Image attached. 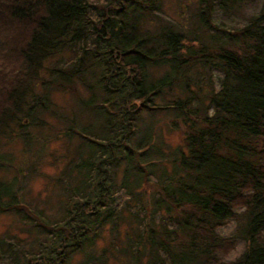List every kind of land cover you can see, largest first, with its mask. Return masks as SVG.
Returning a JSON list of instances; mask_svg holds the SVG:
<instances>
[{"label":"trees","instance_id":"16d2710c","mask_svg":"<svg viewBox=\"0 0 264 264\" xmlns=\"http://www.w3.org/2000/svg\"><path fill=\"white\" fill-rule=\"evenodd\" d=\"M254 1L0 0V148L16 137L43 156L30 126H56L47 114L64 139L65 152H49L62 166L53 211L20 198L22 166L0 176V210L29 220L27 206L40 231L31 264L74 254L233 264L238 244L234 264H264V0L250 12ZM9 159L0 149V170ZM24 254L0 236V264H29Z\"/></svg>","mask_w":264,"mask_h":264},{"label":"rangeland","instance_id":"374dc122","mask_svg":"<svg viewBox=\"0 0 264 264\" xmlns=\"http://www.w3.org/2000/svg\"><path fill=\"white\" fill-rule=\"evenodd\" d=\"M258 4H259V0H255L251 5L247 6L248 8L247 10H249L250 12L255 11L258 7ZM190 13L191 10L188 9L187 12L185 13L187 19H189L188 17ZM247 13H248L247 11H243V14H239L235 16L231 15L229 17L224 16L222 17V20L224 24L227 26L236 23L238 25L242 21H244V14ZM185 15L183 16L185 17ZM25 31L26 30L24 28L23 29L24 35L27 33V31L26 32ZM64 95L66 96L67 94ZM65 96L54 95V99L56 100L57 103H60L62 102L63 97ZM87 117L89 119L91 116L87 115ZM45 119L48 123L56 126H51V125H48V127L47 125L30 126L32 131L31 135H33V138L39 137L41 141L45 140L44 155L39 156V158H37V153L31 155V143L29 142L20 141L16 137L13 138V140L12 139L8 140L4 145L1 146L0 149L2 152H5L6 154L9 155L10 157L9 160L11 161V165L7 168H3L2 170H0V176L3 178V180L9 179L10 182L11 177H13L15 173V168L22 166V173L19 172L17 173V178L20 177V181L16 180L17 181L16 184L20 183L21 185V187L19 188L20 198L22 200H25L29 208L31 206L32 207L43 206L46 209V211H53L54 206H56V204H54V199L56 198V189L54 187V184L55 186H57V182H55V176L59 174L60 170L62 169V166L60 163L61 158L58 159L57 157L54 159L53 156H50L49 152L53 151L55 153L54 155H58L59 153L65 152V148L61 145L62 143L61 141L64 140L61 135L56 138L52 136V133H54L58 125H60L59 123L56 124V117L47 114ZM167 137L170 141L174 142L177 139L178 135L177 132L173 131ZM76 139H77L76 137H73V141H76ZM32 144L36 147L35 143ZM35 155L37 158L36 161L38 160L37 167L39 169L33 171L31 169L32 167L31 157L35 158ZM40 160H42L41 163H39ZM34 165H36V162L34 163ZM41 173L44 175H42ZM31 200L38 202L34 203ZM19 206L23 209L26 216L29 217V220L21 219L18 216V214L13 213L12 211L0 210V236L7 238L10 235H13V237H16V239L20 240V242L23 244V250L25 251V253L27 252V254H24L25 256H20V260L31 261V241L33 240L32 248H35L36 247L35 241L38 240L40 236V231H38L37 226L31 224V210H27L26 209L27 206L23 204L22 205L20 204ZM56 217L58 218V216ZM231 225H232L231 222L228 223L226 227L221 228V231L224 232L228 230V228H230ZM237 246H239V244ZM78 258H79L78 254H74L72 258L68 259V262L65 264H76Z\"/></svg>","mask_w":264,"mask_h":264},{"label":"clouds","instance_id":"9594fccd","mask_svg":"<svg viewBox=\"0 0 264 264\" xmlns=\"http://www.w3.org/2000/svg\"><path fill=\"white\" fill-rule=\"evenodd\" d=\"M242 255H243V249L237 246L236 250L229 254L228 259L232 261L234 264V262L238 260Z\"/></svg>","mask_w":264,"mask_h":264},{"label":"flooded vegetation","instance_id":"af4514ba","mask_svg":"<svg viewBox=\"0 0 264 264\" xmlns=\"http://www.w3.org/2000/svg\"><path fill=\"white\" fill-rule=\"evenodd\" d=\"M28 263L31 264V261L29 260Z\"/></svg>","mask_w":264,"mask_h":264},{"label":"bare ground","instance_id":"6f19581e","mask_svg":"<svg viewBox=\"0 0 264 264\" xmlns=\"http://www.w3.org/2000/svg\"><path fill=\"white\" fill-rule=\"evenodd\" d=\"M250 5V4H249Z\"/></svg>","mask_w":264,"mask_h":264}]
</instances>
